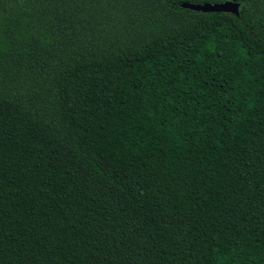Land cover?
I'll use <instances>...</instances> for the list:
<instances>
[{
    "label": "trees",
    "instance_id": "1",
    "mask_svg": "<svg viewBox=\"0 0 264 264\" xmlns=\"http://www.w3.org/2000/svg\"><path fill=\"white\" fill-rule=\"evenodd\" d=\"M0 264H264V0H0Z\"/></svg>",
    "mask_w": 264,
    "mask_h": 264
},
{
    "label": "water",
    "instance_id": "2",
    "mask_svg": "<svg viewBox=\"0 0 264 264\" xmlns=\"http://www.w3.org/2000/svg\"><path fill=\"white\" fill-rule=\"evenodd\" d=\"M183 8L203 13H212V12H223L231 13L234 15L239 14V4L234 1H225L222 3H202V4H193L185 3Z\"/></svg>",
    "mask_w": 264,
    "mask_h": 264
}]
</instances>
